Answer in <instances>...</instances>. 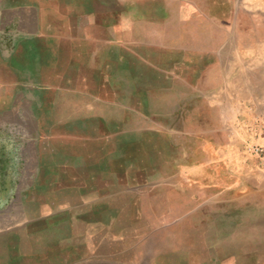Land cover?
<instances>
[{
    "label": "crops",
    "instance_id": "0c3cea01",
    "mask_svg": "<svg viewBox=\"0 0 264 264\" xmlns=\"http://www.w3.org/2000/svg\"><path fill=\"white\" fill-rule=\"evenodd\" d=\"M248 3L0 0V136L9 127L17 141L42 142L41 172L46 175L43 192L37 194L28 185L27 195L6 198L0 185V264L177 262L176 255L116 261L114 231L102 237L99 225L109 213L96 212V225L89 231L76 229L78 205L100 207L114 195L110 183L83 174L98 172V127L116 132L113 114L103 112L139 110L131 106L137 93L143 109L158 110L163 89H158L155 73L158 49L164 45L186 51L192 79L196 63H203V88L217 87L219 102L235 95L229 97L231 103L241 100L264 110V0ZM49 94L58 95V101L45 102ZM25 95L36 96L26 102ZM51 108L65 112L51 116ZM68 110L74 116L68 117ZM141 117L146 123L151 114ZM70 125L79 132L70 134ZM250 262L264 264L263 252Z\"/></svg>",
    "mask_w": 264,
    "mask_h": 264
},
{
    "label": "rangeland",
    "instance_id": "374dc122",
    "mask_svg": "<svg viewBox=\"0 0 264 264\" xmlns=\"http://www.w3.org/2000/svg\"><path fill=\"white\" fill-rule=\"evenodd\" d=\"M243 1L249 5L250 0ZM198 64L192 79L186 51L164 45L158 49L155 73L158 89H163L158 110L143 109L145 102L137 93L131 106L139 110L103 112L113 114L108 120L115 122L111 129L116 132L98 127V172L83 177L110 183L114 195L100 207L78 205L76 229L89 231L96 225V212L109 213L108 221L99 225L102 237L114 231L116 261L176 255L175 264H251L253 257L264 254V110L241 100L231 103L229 97L235 95L219 102L217 87L203 88V63ZM35 96L25 95L24 100ZM12 97L17 100V95ZM44 98L47 103L58 101L55 94ZM49 112L55 116L65 111ZM67 112L74 116V111ZM143 114H151L146 123ZM68 129L73 134L76 127ZM1 134L3 197L27 195L28 185L33 186L29 192H43V143L17 141L9 127Z\"/></svg>",
    "mask_w": 264,
    "mask_h": 264
},
{
    "label": "built area",
    "instance_id": "2783aa9c",
    "mask_svg": "<svg viewBox=\"0 0 264 264\" xmlns=\"http://www.w3.org/2000/svg\"><path fill=\"white\" fill-rule=\"evenodd\" d=\"M255 150H256V152H259V153L262 152V150H260V149H258V148H256Z\"/></svg>",
    "mask_w": 264,
    "mask_h": 264
},
{
    "label": "bare ground",
    "instance_id": "6f19581e",
    "mask_svg": "<svg viewBox=\"0 0 264 264\" xmlns=\"http://www.w3.org/2000/svg\"><path fill=\"white\" fill-rule=\"evenodd\" d=\"M250 21V20H249ZM214 34V33H213ZM230 38V37H229ZM212 42V41H211ZM259 61V60H258ZM263 63V62H262ZM260 64V63H259ZM202 112V111H201Z\"/></svg>",
    "mask_w": 264,
    "mask_h": 264
}]
</instances>
